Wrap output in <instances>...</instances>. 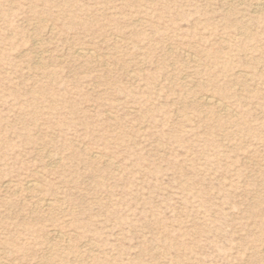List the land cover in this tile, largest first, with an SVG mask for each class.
Segmentation results:
<instances>
[{
    "label": "rangeland",
    "instance_id": "obj_1",
    "mask_svg": "<svg viewBox=\"0 0 264 264\" xmlns=\"http://www.w3.org/2000/svg\"><path fill=\"white\" fill-rule=\"evenodd\" d=\"M0 264H264V0H0Z\"/></svg>",
    "mask_w": 264,
    "mask_h": 264
},
{
    "label": "bare ground",
    "instance_id": "obj_2",
    "mask_svg": "<svg viewBox=\"0 0 264 264\" xmlns=\"http://www.w3.org/2000/svg\"><path fill=\"white\" fill-rule=\"evenodd\" d=\"M256 5H257V4H256ZM86 53L89 54V52H86ZM78 55H80L79 57H81V56H82V57H85L86 54H85L84 51H83V52H79ZM129 77H130V76H129ZM211 100H212V99H211ZM59 158H60V157H59ZM53 163H54V162H53ZM29 188L32 189V190H33V189H36V185H35V184H30V185H29ZM45 201H46V200H45Z\"/></svg>",
    "mask_w": 264,
    "mask_h": 264
}]
</instances>
